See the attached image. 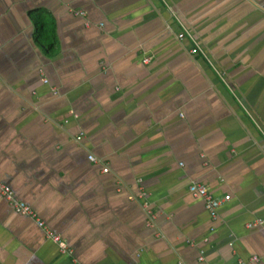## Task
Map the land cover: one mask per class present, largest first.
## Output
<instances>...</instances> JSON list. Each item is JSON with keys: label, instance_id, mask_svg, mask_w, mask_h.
I'll use <instances>...</instances> for the list:
<instances>
[{"label": "crops", "instance_id": "0c3cea01", "mask_svg": "<svg viewBox=\"0 0 264 264\" xmlns=\"http://www.w3.org/2000/svg\"><path fill=\"white\" fill-rule=\"evenodd\" d=\"M193 181L232 195L216 218ZM254 256L264 264V0H0V264Z\"/></svg>", "mask_w": 264, "mask_h": 264}, {"label": "built area", "instance_id": "2783aa9c", "mask_svg": "<svg viewBox=\"0 0 264 264\" xmlns=\"http://www.w3.org/2000/svg\"><path fill=\"white\" fill-rule=\"evenodd\" d=\"M74 14L77 16H86V13L81 10H75ZM180 39L185 38V34L182 32V34L179 35ZM192 54L197 55V54H202L204 55V52L199 48L195 47L191 51ZM149 59H145V62H148ZM44 82H48V79H44ZM55 94H58V91H55ZM78 140L81 139V136L77 138ZM88 160L91 162H94V158L92 156H88ZM104 172H108V169L105 168ZM2 194L5 196V198L8 200L9 205L14 209V211L18 214H21L23 216H28L30 218H33L36 220L38 223V226L46 230L48 236L52 238L54 241L57 242L59 248L61 249L62 252L67 251V245L66 242L60 238L59 235L54 234L52 231H50L46 226L45 223L38 217L37 213L31 208L27 203L20 201L15 198L13 191L11 190L10 187L2 185ZM188 189L191 193H194L198 197H202L205 202V207L208 210L209 214L211 215L212 218H216L218 215V210L219 207L224 204V202L228 201L231 199L232 195H227L225 197H216L214 196L205 185H202L201 183L198 182H190L188 185ZM140 197L146 199L147 195L143 191V188L141 189L140 192ZM144 206L147 207L148 214L150 218H152V210L150 211V205L147 203H144ZM263 222L261 219L251 222L249 224L250 227L257 225L258 223ZM203 255V253H202ZM202 259V258H201ZM259 262V258L257 256H254L251 260L250 263L248 262H243L242 264H255Z\"/></svg>", "mask_w": 264, "mask_h": 264}, {"label": "trees", "instance_id": "16d2710c", "mask_svg": "<svg viewBox=\"0 0 264 264\" xmlns=\"http://www.w3.org/2000/svg\"><path fill=\"white\" fill-rule=\"evenodd\" d=\"M51 46H53V43L51 44ZM51 46H50V47H51Z\"/></svg>", "mask_w": 264, "mask_h": 264}]
</instances>
